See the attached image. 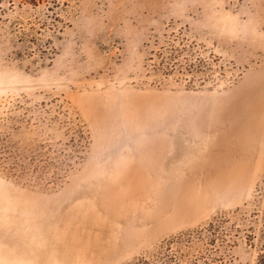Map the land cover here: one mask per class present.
Masks as SVG:
<instances>
[{"label": "rangeland", "instance_id": "374dc122", "mask_svg": "<svg viewBox=\"0 0 264 264\" xmlns=\"http://www.w3.org/2000/svg\"><path fill=\"white\" fill-rule=\"evenodd\" d=\"M6 116L0 264H259L264 0H0Z\"/></svg>", "mask_w": 264, "mask_h": 264}, {"label": "trees", "instance_id": "16d2710c", "mask_svg": "<svg viewBox=\"0 0 264 264\" xmlns=\"http://www.w3.org/2000/svg\"><path fill=\"white\" fill-rule=\"evenodd\" d=\"M21 122L22 121L19 122L11 116L0 118V172L15 179L27 177L28 165L36 163V158H34L33 155H30L24 146H20L18 142L13 140L14 136L20 134L21 126L16 124H21ZM76 134L79 139H84V132L82 129H78ZM75 157L76 156L73 154L67 155V160L63 162V166H70L72 159ZM34 167L35 168H33V170H35L36 175H38L39 172H41L40 168L37 170L36 166ZM221 223V220L213 219L195 229L181 232L176 236L170 237V240L166 242L165 247H170L171 252L173 246L176 244H180L182 242L192 243L195 238L202 239L203 237L207 238V243L209 245H214ZM157 254L160 255L159 257L161 259H168V256L164 255L163 252H157ZM175 257L176 254H172V256H170V263L174 261L173 259ZM221 258L222 257H220V259ZM126 264H149V261L145 257H136ZM174 264L181 263L175 262ZM203 264L210 263L204 261ZM259 264H264V254L261 256Z\"/></svg>", "mask_w": 264, "mask_h": 264}, {"label": "bare ground", "instance_id": "6f19581e", "mask_svg": "<svg viewBox=\"0 0 264 264\" xmlns=\"http://www.w3.org/2000/svg\"><path fill=\"white\" fill-rule=\"evenodd\" d=\"M223 149V148H222Z\"/></svg>", "mask_w": 264, "mask_h": 264}]
</instances>
